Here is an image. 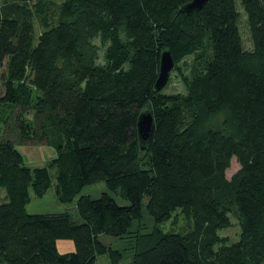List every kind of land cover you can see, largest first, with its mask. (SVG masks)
I'll return each instance as SVG.
<instances>
[{
    "label": "trees",
    "instance_id": "trees-1",
    "mask_svg": "<svg viewBox=\"0 0 264 264\" xmlns=\"http://www.w3.org/2000/svg\"><path fill=\"white\" fill-rule=\"evenodd\" d=\"M190 1L63 0L36 37L45 3L0 0V264H96L107 253L118 264L122 252L100 236L129 237L146 197L156 223L180 213L189 226L140 236L133 264H264V0L240 1L251 49L238 0L181 11ZM165 50L173 70L192 58L185 94L155 89ZM146 109L155 129L141 151ZM22 146L55 156L31 165ZM99 181L129 205L105 191L79 196V220L26 209L31 191L53 186L67 203ZM234 219L237 240L220 234ZM58 239L75 250L60 252Z\"/></svg>",
    "mask_w": 264,
    "mask_h": 264
},
{
    "label": "rangeland",
    "instance_id": "rangeland-1",
    "mask_svg": "<svg viewBox=\"0 0 264 264\" xmlns=\"http://www.w3.org/2000/svg\"><path fill=\"white\" fill-rule=\"evenodd\" d=\"M34 1V0H33ZM38 1L39 0H35ZM45 3L46 11L44 15H37L35 19L34 33L37 37L44 29L50 27L55 24L57 21V13L58 7L63 0H42ZM241 0H238V7L243 13L241 29L244 39L245 47L251 49V41H250V33L249 28L246 23V17L242 9V5L240 3ZM191 63L192 58H187L184 60L182 64L176 69H174L170 75V80L164 89L166 93H186L187 86L185 81L182 78V75H190L191 73ZM29 117H32L30 115ZM4 127L0 126V132H3ZM24 151L27 148H23ZM38 149L40 151L41 161L38 160L34 163H29L31 165L44 166L48 160L52 159L55 156V151L49 147L36 146L35 153L38 154ZM26 153V152H25ZM34 154V153H33ZM28 155V153H27ZM30 156V155H29ZM240 168L237 159L234 158L232 160L230 168L227 170V177L231 178V176ZM55 180V177H54ZM108 192L107 185L104 181H99L93 184L86 185L81 193L74 198L71 202L63 203L59 201L55 188L51 186L47 193L38 197L33 194L31 191V201L27 204L26 209L29 213H41V214H55V213H70L74 218L80 219L77 202L80 195H90L92 198H98L101 196L102 192ZM111 196L115 198V200L120 205H129V201L118 195L113 191H109ZM6 194L5 190L0 188V195ZM147 197L143 200V216L139 221L135 223L133 226V231L129 234V237H115L111 235L102 234L100 239L107 245L112 246L114 249H119L122 252V259L118 264H133V256L134 252L138 247V240L141 238L140 236L152 233L156 228L162 229V231L167 232L170 230H185L189 226V223L186 222L183 215L177 213L176 216H173L171 220L165 223H156L150 213L146 209ZM222 236H228L231 240H237L240 234V227L236 219L233 220V225L230 228L224 229L220 231ZM57 247L60 252H67L75 250V243L72 239H58ZM96 264H113L110 258V255L104 254L100 255L96 261Z\"/></svg>",
    "mask_w": 264,
    "mask_h": 264
},
{
    "label": "water",
    "instance_id": "water-1",
    "mask_svg": "<svg viewBox=\"0 0 264 264\" xmlns=\"http://www.w3.org/2000/svg\"><path fill=\"white\" fill-rule=\"evenodd\" d=\"M208 0H192L185 4L181 11L191 14L195 10H200ZM175 66V60L170 51L165 50L160 58V71L158 79L155 83V89L161 90L164 88L170 78L171 71ZM155 129V117L151 110H142L137 120V136L141 151H145L150 144Z\"/></svg>",
    "mask_w": 264,
    "mask_h": 264
},
{
    "label": "crops",
    "instance_id": "crops-1",
    "mask_svg": "<svg viewBox=\"0 0 264 264\" xmlns=\"http://www.w3.org/2000/svg\"><path fill=\"white\" fill-rule=\"evenodd\" d=\"M23 148H27L25 151H24V149H22V152H23V154H24V156H25L26 161L28 162V164L29 163H34L36 159H38L40 161L42 160V159H39L40 158V151L38 149H36V150H38L37 151L38 154L35 153V148L36 147H30L29 146V147H23ZM27 153H28V155H27ZM38 160H36V161H38Z\"/></svg>",
    "mask_w": 264,
    "mask_h": 264
}]
</instances>
